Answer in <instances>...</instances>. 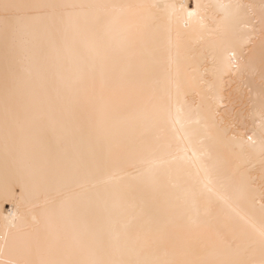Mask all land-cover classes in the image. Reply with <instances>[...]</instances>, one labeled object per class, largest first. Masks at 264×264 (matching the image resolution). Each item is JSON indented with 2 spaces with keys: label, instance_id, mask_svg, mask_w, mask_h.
<instances>
[{
  "label": "bare ground",
  "instance_id": "6f19581e",
  "mask_svg": "<svg viewBox=\"0 0 264 264\" xmlns=\"http://www.w3.org/2000/svg\"><path fill=\"white\" fill-rule=\"evenodd\" d=\"M0 264H264V0H0Z\"/></svg>",
  "mask_w": 264,
  "mask_h": 264
},
{
  "label": "snow or ice",
  "instance_id": "6c2138e0",
  "mask_svg": "<svg viewBox=\"0 0 264 264\" xmlns=\"http://www.w3.org/2000/svg\"><path fill=\"white\" fill-rule=\"evenodd\" d=\"M189 15H191V13Z\"/></svg>",
  "mask_w": 264,
  "mask_h": 264
}]
</instances>
